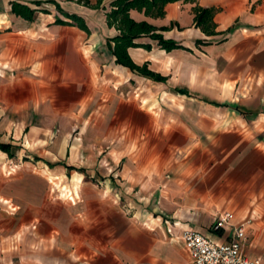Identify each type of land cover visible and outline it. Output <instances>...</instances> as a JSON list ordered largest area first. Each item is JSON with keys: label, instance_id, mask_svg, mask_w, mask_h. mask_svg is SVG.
Returning <instances> with one entry per match:
<instances>
[{"label": "crops", "instance_id": "0c3cea01", "mask_svg": "<svg viewBox=\"0 0 264 264\" xmlns=\"http://www.w3.org/2000/svg\"><path fill=\"white\" fill-rule=\"evenodd\" d=\"M57 1L88 29L0 0V264H192L184 230L225 242L239 226L264 260V0L130 10L180 44L127 48L164 80L117 60L112 0ZM196 5L216 8L214 33Z\"/></svg>", "mask_w": 264, "mask_h": 264}, {"label": "trees", "instance_id": "16d2710c", "mask_svg": "<svg viewBox=\"0 0 264 264\" xmlns=\"http://www.w3.org/2000/svg\"><path fill=\"white\" fill-rule=\"evenodd\" d=\"M76 1L99 8L104 0H97L96 3H91L90 0ZM170 1L173 0H112L110 4L111 8L107 12L109 25L115 26L119 30V34L112 38V41L114 42L113 51L117 56V60L120 63L128 65L133 69H137L140 72L158 80H164L165 77L148 69L147 64L140 66L134 63L127 52V48L130 45H141L136 42V39L143 36H150L153 39H157L160 45L166 49L179 47L180 44H178L174 39L165 38L164 35L159 32V29H167V26L158 28L148 20L138 21L131 16L130 10L137 9L139 11H144L148 16L161 17L165 15V5ZM43 2L54 3L58 11L65 14L67 17L74 19L82 28L88 29L82 16L67 12L57 0H35V3L38 5ZM13 11L29 20H32L34 19L37 9L24 3L14 2ZM42 11L48 12L47 9H43ZM194 11L196 25L200 26L206 33H214L215 22L213 17L216 12V8L196 5L194 7ZM57 21L59 23H68L66 20L61 18H57ZM0 148L9 152L10 144L0 142Z\"/></svg>", "mask_w": 264, "mask_h": 264}, {"label": "built area", "instance_id": "2783aa9c", "mask_svg": "<svg viewBox=\"0 0 264 264\" xmlns=\"http://www.w3.org/2000/svg\"><path fill=\"white\" fill-rule=\"evenodd\" d=\"M232 218L230 211L221 214L213 229L231 224ZM181 238L190 251L192 264H264L262 258L245 252L247 232L244 226L237 227L233 238L225 242H216L194 229L184 230Z\"/></svg>", "mask_w": 264, "mask_h": 264}, {"label": "rangeland", "instance_id": "374dc122", "mask_svg": "<svg viewBox=\"0 0 264 264\" xmlns=\"http://www.w3.org/2000/svg\"><path fill=\"white\" fill-rule=\"evenodd\" d=\"M20 160H21V159H20ZM21 165H22V162H21V161L17 163V166H18V167H20Z\"/></svg>", "mask_w": 264, "mask_h": 264}]
</instances>
